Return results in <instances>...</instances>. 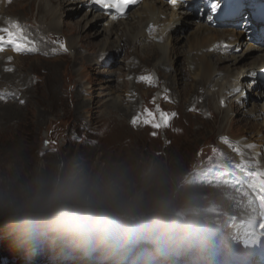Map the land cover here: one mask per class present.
<instances>
[{
  "label": "rangeland",
  "instance_id": "rangeland-1",
  "mask_svg": "<svg viewBox=\"0 0 264 264\" xmlns=\"http://www.w3.org/2000/svg\"><path fill=\"white\" fill-rule=\"evenodd\" d=\"M61 1L0 0V27L8 26L9 21H18L26 35L31 33L42 48V52H20L19 56L5 53L7 48L0 51V73L12 77L5 78L6 87L0 80V91L12 92L15 97V101L10 102L13 104L8 102L12 108L10 113H5V105L0 107V190H19L37 179L50 182L76 177L97 184L112 182L120 188V199L107 215L112 220L113 237L118 243L125 237H150V228L157 225L158 228L165 226L172 233L162 240L155 235L152 237L165 250L187 246L200 230L220 231L221 237L235 236L237 242H225L235 247L243 238H239L241 232L235 234L226 224L233 220L235 211V205L228 201L230 190L221 186L223 184L202 179L198 170L209 164L223 166L224 170L215 173L216 179H221V175L231 169L229 158L238 156L226 149L233 139L243 136L257 139L260 135L264 138L263 131L256 135L254 131V123L264 130L263 109L257 107L252 113V106L243 107L237 101L236 108L232 102L229 108L216 110L210 93L193 81V75H186V40L194 26L175 36L179 38L181 52L171 57L168 84L171 85L176 73L181 75H176L173 81L175 88L170 86L168 90L163 88L164 81L160 79L167 81L168 74L155 64L159 56L152 61L149 57L138 58L153 54L157 48L145 52L141 47L140 54L134 53L130 59L124 58L122 50L117 58L119 62L114 61L110 66L108 62L103 64L109 54L108 43L116 46L119 38L116 34L109 35L103 23L90 26L85 6L75 13L77 4L64 10L60 7ZM238 1L250 4L251 0ZM255 3L264 5V0H252L251 6ZM42 5L53 11V15L45 17L39 9ZM203 7L199 5L193 14L207 19L209 8L204 10ZM52 17L59 22L58 29L50 25ZM82 17L85 20L81 21ZM130 18V22L137 21L138 15ZM199 20L195 18L194 23ZM131 25L138 28L139 22ZM129 28L130 24L126 25L125 29ZM87 34L89 37H85ZM68 42L74 47H68ZM244 49L231 54L239 55ZM262 54L264 52L256 53L255 60ZM253 59L247 58L245 64L254 63ZM131 60L137 63L135 77L142 81V86L134 84L131 75L123 74ZM226 60L219 64V69L232 68L230 58ZM148 75L154 77V83L140 79ZM128 91L132 92L131 98ZM157 96H161L160 102ZM119 103L132 105L133 112L125 115L112 109ZM157 107L176 114L168 126L155 128L142 122L145 109L156 113L159 119ZM138 115L141 122L134 125L132 120ZM178 124H184L185 130L178 128L180 134L176 130L174 134L173 128ZM222 137H227V142ZM246 215L247 219L257 217L252 208ZM1 219L6 222L0 221V247L13 246L23 232L48 238L53 237L49 232L57 231L41 215L13 216L0 211ZM46 242L52 244L53 241L47 239ZM19 244L21 254L7 264H47V259ZM78 246L83 245L78 243ZM141 246L142 252L153 247ZM86 248L87 252L92 250V247ZM137 248L128 252H135ZM83 249L76 248L75 253L72 252L80 253L79 256L66 259L63 255V260L56 263L48 260L49 264H80ZM142 255L129 260L151 264L152 259L149 256L144 259ZM95 261L100 259L96 257Z\"/></svg>",
  "mask_w": 264,
  "mask_h": 264
},
{
  "label": "bare ground",
  "instance_id": "bare-ground-1",
  "mask_svg": "<svg viewBox=\"0 0 264 264\" xmlns=\"http://www.w3.org/2000/svg\"><path fill=\"white\" fill-rule=\"evenodd\" d=\"M204 2L209 8L212 7L214 3L219 2V9L220 11H222V14H237L245 10L252 4V0L250 1V4H245L244 2H240L238 0H204ZM71 4H77L76 9L74 10L75 13L79 12L81 7L85 6V8L87 9L86 17L89 16L88 22L91 23L90 26H93V24L97 25V22L103 23L105 25V31L109 33V35L116 34L117 39L119 38V42L116 41L118 42L116 46H113V43L111 42L108 43L106 48L107 50L109 49V54H106L107 58L103 62V64H106L108 62L110 66V64L114 61L116 63L119 62L117 58L122 50L124 58L130 59L134 53L140 54L139 49L141 47L145 52H148L151 49L155 50L157 48V51H154L153 54L146 55L145 57L139 55L138 58L145 59L149 57L148 60L152 61L153 57L159 56V58L157 59L158 62L155 64L157 68L160 69V71H164V73L168 74L169 79L167 81H165L164 79L162 80V77H160L161 81H164L163 88L166 87L168 90L169 88H171L170 86L175 88L173 81H176V75H181V73H176L173 77V81H171V85L168 84L171 78L170 72H172L168 69L169 62H171V57L181 52V46H178L179 38H175V36L178 32L181 33L182 31L183 33H185L187 32V29L189 27L194 26L195 28L192 30L191 34L186 40L188 49V56L186 58L187 68H185L186 75H193V81L200 84L202 88L206 89L207 92L210 93L208 95L212 96V98L215 100L216 110L229 108L232 102L234 103V107L236 108L235 103H237L238 101L239 103L243 104V107L248 105L252 106L250 110V112L252 113H254V109H257V107H261L264 112V90L258 84L259 82L253 78L254 75L258 73L260 67L264 66V54H262V56H259L258 60H255L257 57V55H255L256 53L264 52V43L262 45L259 44V46L255 47L254 45L258 43L247 42L243 37V33L238 32L235 27L215 22H210L209 24L207 22V19L198 17L196 16V14L187 11L185 8L176 9L170 7L164 0H144L134 10L131 9L135 4H131L125 10L124 15L119 16V18L115 19L113 18V16L115 15L114 9L107 10L108 12H103L94 7L89 0H75L74 2L73 0H62L60 3V7L64 10H69L68 6H71ZM251 7V11L257 10L264 13L263 4L255 3ZM39 9L41 10V13H44L45 17L53 15V11L46 9L43 5L40 6ZM54 10L56 11V9ZM55 11L54 13L56 14L57 12ZM221 13L216 12L214 13V15H218ZM136 15H138V28H135L131 25L132 23H135L137 21L130 22L129 20L131 19L130 17H135ZM195 18L203 19L201 21L199 20V22L197 23H194ZM50 20H52L50 22L52 28L58 29L59 22L57 21V19L55 17H52ZM83 20H85L84 17H82L81 21ZM128 24H130V28L129 30H126L125 28ZM247 24L250 25L251 23L247 20ZM136 30H138L137 34H134ZM41 33L44 34V31L41 30ZM255 34L257 35V33H255V30H253L250 36H254ZM129 35H131V37H129ZM28 37L32 42H34V45L37 49V51L35 52H42V48L38 47L39 45L37 39L31 33H29ZM85 37H89V35L87 34ZM123 37H126L127 40L123 41ZM137 42L140 43V46H135ZM128 44H130L131 46ZM67 45L68 47H70L69 42ZM129 46H133V49L130 50ZM73 47L74 46H71L70 48ZM244 47L245 49L242 50L239 55L231 54L233 52H237L239 49H243ZM5 48L8 49L7 51H5V53H13L16 56L20 55V52L14 51L12 46L10 45L5 46ZM227 58H230V62L233 64L232 68L219 69V64L227 62ZM247 58H254V63L245 64V60ZM149 64L151 65V63ZM136 71L137 63L131 60V63L125 68L123 74L131 75L133 77V83L138 86H142V83H140L142 81H138V78L135 77ZM0 74L2 75V78L0 79L1 84L6 87L8 85L6 79H10L12 77H9V74ZM177 78L179 77L177 76ZM163 88L160 90V93L163 91ZM237 89H239V91H237ZM127 93L128 98H131L132 92L128 91ZM12 95V92L0 91V107L5 105V113H10L12 111V108H10L8 104V102L10 103L15 101V97H13ZM156 99L158 102H160L161 96H157ZM112 109H115V111L117 112H123L125 113V115H130L133 112L132 105L124 106L123 103L114 104L112 106ZM2 118H4V116H2ZM254 124L255 135L258 132L260 133V131H263L264 133V130H261L260 124ZM178 128H180V130H182L183 132L185 130V125L178 124L177 126H175V128H173L174 134L176 133ZM177 134H180V132L177 131ZM262 141H264V138L261 136V138L258 139L252 138V141L250 143L256 146L257 144L261 145ZM226 149L231 154L237 152L234 142H230L229 146H227ZM238 149L241 152L243 151V147L241 146H238ZM246 155H248V153ZM246 155H243V157L246 158V160L251 161L252 156L249 155L247 157ZM257 165L258 167L262 168L260 161H257ZM246 198L243 199V201H245ZM263 222L264 220L260 221L258 223V228L256 229L254 227L256 220L250 221L246 228L254 229L255 232L253 233L251 230H248L247 237H244L243 239L242 236L239 235V238L242 239V243H239V246L235 247L236 251L249 254L251 251L250 249L254 248L259 250L258 254L262 255L264 253V244L259 245L256 241H254L257 236V232L261 233L259 232V230H261L259 226ZM237 225H239V223L232 224V226ZM261 231L264 234V230ZM150 232L152 235L151 237L155 235V237L160 240L165 238V236L172 235L170 230H167L165 226H160L158 228L156 225V227L150 228ZM13 241L15 242V240ZM151 246H153L151 249L152 251H155L159 248L158 243H156L154 240L150 241L149 247ZM175 247L176 246H174V248ZM142 251L143 248L142 246H140L135 250V252L134 250H132V252L134 253H131V255H133L134 257L140 255L141 257V254L138 253ZM4 257H6L9 261H12V258H10L9 256L5 255ZM46 262L47 264H49L48 260H46Z\"/></svg>",
  "mask_w": 264,
  "mask_h": 264
},
{
  "label": "clouds",
  "instance_id": "clouds-1",
  "mask_svg": "<svg viewBox=\"0 0 264 264\" xmlns=\"http://www.w3.org/2000/svg\"><path fill=\"white\" fill-rule=\"evenodd\" d=\"M119 199L120 188L112 182L97 184L76 177L50 182L37 179L19 190H0V211L13 216L41 215L53 229L82 245L93 241L107 245L114 232L107 212Z\"/></svg>",
  "mask_w": 264,
  "mask_h": 264
},
{
  "label": "snow or ice",
  "instance_id": "snow-or-ice-1",
  "mask_svg": "<svg viewBox=\"0 0 264 264\" xmlns=\"http://www.w3.org/2000/svg\"><path fill=\"white\" fill-rule=\"evenodd\" d=\"M94 3L101 5L106 10H115V15L113 18H119V16L124 15L125 10L129 5L134 4L137 0H93ZM178 0H170L173 6H176ZM220 8V3H214L212 5V11L215 12ZM12 46L13 50L16 52H35L37 51L34 42H32L26 35L24 26H22L18 21H9L8 26L0 27V51H3L5 46ZM64 51H67V47L61 44ZM11 59V58H9ZM11 70V69H8ZM141 80L152 84L154 83V77L151 75L140 77ZM239 91V89H237ZM194 110V109H193ZM157 112L159 113V119H157L156 113L149 109H145V118L143 123L152 124L155 128H160L163 126H168L171 119L176 115L175 113H166L157 107ZM141 122V117L138 115L134 117L132 123L135 125ZM155 135V133H153ZM223 141L227 142V137L221 138ZM248 147H255L254 145H249ZM215 151V150H214ZM239 152V149H236ZM241 155H243L241 153ZM246 161H241V164L237 167L246 166ZM247 175L250 177L248 188L252 190H259L264 193V168L257 167L255 170L249 171ZM240 183V181H237ZM244 195H249L247 191H244ZM261 205L264 206V199L261 200Z\"/></svg>",
  "mask_w": 264,
  "mask_h": 264
},
{
  "label": "trees",
  "instance_id": "trees-1",
  "mask_svg": "<svg viewBox=\"0 0 264 264\" xmlns=\"http://www.w3.org/2000/svg\"><path fill=\"white\" fill-rule=\"evenodd\" d=\"M6 222V220L1 219L0 221ZM53 237L47 238V235L41 236L36 233L23 232L21 233L19 242L25 245L27 248L33 250L36 254H43V251L48 255L52 253H58L60 251H67L68 247L66 246L69 243L70 236L63 232H49ZM53 233V234H52ZM47 239H52V244H48ZM17 241L13 246L0 247V264L5 260L9 262V260L4 257L5 255L12 258V261L17 259V257L21 254L20 252V244Z\"/></svg>",
  "mask_w": 264,
  "mask_h": 264
}]
</instances>
